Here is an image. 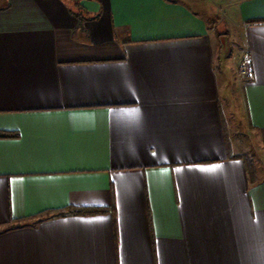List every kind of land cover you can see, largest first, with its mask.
Returning a JSON list of instances; mask_svg holds the SVG:
<instances>
[{
    "label": "crops",
    "instance_id": "crops-1",
    "mask_svg": "<svg viewBox=\"0 0 264 264\" xmlns=\"http://www.w3.org/2000/svg\"><path fill=\"white\" fill-rule=\"evenodd\" d=\"M0 132V264H264V0H0Z\"/></svg>",
    "mask_w": 264,
    "mask_h": 264
},
{
    "label": "rangeland",
    "instance_id": "rangeland-1",
    "mask_svg": "<svg viewBox=\"0 0 264 264\" xmlns=\"http://www.w3.org/2000/svg\"><path fill=\"white\" fill-rule=\"evenodd\" d=\"M245 54V51H242L243 56ZM239 75V74H238ZM240 76V75H239ZM238 143L241 145L242 141L239 138H235ZM244 137V144L240 147L242 149H247L245 152H242L243 157H245L247 164L249 168L252 170V172L256 173L257 176L264 180V149H262V146L260 145H252L251 141L253 142V138H250L249 144L247 143L248 140ZM248 144V145H247ZM254 144V143H253Z\"/></svg>",
    "mask_w": 264,
    "mask_h": 264
},
{
    "label": "built area",
    "instance_id": "built-area-1",
    "mask_svg": "<svg viewBox=\"0 0 264 264\" xmlns=\"http://www.w3.org/2000/svg\"><path fill=\"white\" fill-rule=\"evenodd\" d=\"M237 72L240 76L251 79L252 78V70H251V64L250 59L247 53H245L242 58L240 59L238 65H237Z\"/></svg>",
    "mask_w": 264,
    "mask_h": 264
},
{
    "label": "trees",
    "instance_id": "trees-1",
    "mask_svg": "<svg viewBox=\"0 0 264 264\" xmlns=\"http://www.w3.org/2000/svg\"><path fill=\"white\" fill-rule=\"evenodd\" d=\"M73 14L80 20L82 18V13L80 11L77 12H73ZM5 133L0 132V135H4ZM245 158V157H244ZM246 161V159H245ZM250 173H251V178L254 176V172H252V170L250 169ZM107 209L106 208H81L76 210L75 212L78 214H84V215H88V214H93V213H104L106 212Z\"/></svg>",
    "mask_w": 264,
    "mask_h": 264
}]
</instances>
